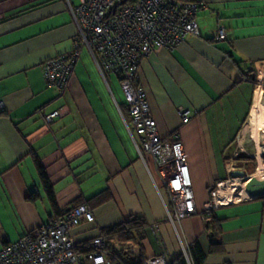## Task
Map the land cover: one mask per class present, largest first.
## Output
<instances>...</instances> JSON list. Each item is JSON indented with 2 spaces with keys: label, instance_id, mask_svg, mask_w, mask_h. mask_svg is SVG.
<instances>
[{
  "label": "crops",
  "instance_id": "obj_1",
  "mask_svg": "<svg viewBox=\"0 0 264 264\" xmlns=\"http://www.w3.org/2000/svg\"><path fill=\"white\" fill-rule=\"evenodd\" d=\"M203 2L195 16L199 34L173 50H153L138 67L159 135L177 132L187 160L197 212L176 221L167 216L157 168L148 155L139 157L128 134L116 78L109 75L112 89L81 50L63 93L46 84L44 61L73 49L77 30L66 2L0 0V249L83 200L94 221L70 231L77 243L138 216L147 223L145 260L162 255L168 262L197 242L200 264H264V197L239 196L214 208L216 231L201 217L210 191L239 169L232 145L254 105L264 113V0ZM218 29L222 40L215 39ZM179 109L189 110L188 122ZM53 110L60 115L45 124L43 115ZM211 241L221 243L213 253Z\"/></svg>",
  "mask_w": 264,
  "mask_h": 264
},
{
  "label": "built area",
  "instance_id": "obj_2",
  "mask_svg": "<svg viewBox=\"0 0 264 264\" xmlns=\"http://www.w3.org/2000/svg\"><path fill=\"white\" fill-rule=\"evenodd\" d=\"M76 26L73 49L52 57L42 64L43 77L48 86L63 93L69 84L74 64L85 49L102 78L105 74L118 77L119 87L128 107L129 119L123 118L137 154L148 155L162 179L168 202L167 216L179 221L196 214L192 182L182 142L177 132L161 137L150 113L144 88L138 84L140 61L155 49L173 50L186 35H198L195 16L204 7L203 0H64ZM225 38L218 29L215 39ZM0 107L2 103L0 102ZM60 115L53 110L43 115L49 124ZM182 123L190 119L188 109H179ZM137 137V138H136ZM219 181L210 191L201 217L226 203L218 189ZM94 216L87 204H78L62 216L21 235L16 241L0 249V264H109L106 238L98 234L85 243H77L70 231L81 223H92ZM114 247L135 253L137 245L127 242ZM187 264H191L183 249ZM142 264H167L162 255L150 257Z\"/></svg>",
  "mask_w": 264,
  "mask_h": 264
},
{
  "label": "trees",
  "instance_id": "obj_3",
  "mask_svg": "<svg viewBox=\"0 0 264 264\" xmlns=\"http://www.w3.org/2000/svg\"><path fill=\"white\" fill-rule=\"evenodd\" d=\"M185 1H198V0H185ZM108 75L114 76L119 86L118 77L113 74H108ZM247 76H248L247 78L248 80L255 83V79L253 78L252 75H247ZM118 106L124 118L126 119V121H128L129 119L128 107H127L126 102L124 101V98H122V101L118 103ZM32 158H33V162L35 164V167L38 173V177L44 189V192L48 200L51 202V205L54 207L55 206L54 193H53L51 183L49 182L48 176L46 174L45 168L41 164L37 156L33 154ZM245 164L249 170H252L254 168L253 161L247 162ZM212 188H210V190ZM82 203L87 204V201L77 200L67 210H69L75 205L82 204ZM67 210L56 217L62 216L63 214L67 212ZM212 211L213 210H211L209 214L204 217V219L206 222V226L209 227L211 224L212 225L214 224L212 228L214 229L213 231H216L215 230L216 229L215 228L216 219L213 216ZM146 225H147L146 221L142 219L141 217L129 216L126 220L118 224L101 229V234H103L106 238V248L108 251L109 264H142L144 262L145 259L141 256L142 248L140 246V241L144 238V230L146 228ZM211 236L213 235L210 233L209 237L211 238ZM114 242H117L119 245H124L127 242L135 243L139 248L138 256H135L134 253L124 252L123 250L114 247ZM220 244H221L220 241H217V242L211 241L210 242L211 248L209 252L213 253L215 251L214 245L220 246ZM187 254H188V258L191 264H200V262L204 258V254L201 252L197 242L192 243V245L187 250ZM167 264H187V262H186V259L183 253H179L175 257L171 258L167 262Z\"/></svg>",
  "mask_w": 264,
  "mask_h": 264
},
{
  "label": "rangeland",
  "instance_id": "obj_4",
  "mask_svg": "<svg viewBox=\"0 0 264 264\" xmlns=\"http://www.w3.org/2000/svg\"><path fill=\"white\" fill-rule=\"evenodd\" d=\"M72 1H75V0H72ZM83 51H86V50L83 49ZM106 79L108 80V83L110 84L111 88L115 89V85L112 81H110L108 74H106ZM261 94H262V97H264V91H262ZM246 126L248 127V120L245 122L244 126L242 127V131L239 133L237 137L238 140L234 141L232 146L235 149H237L238 147L237 154L244 153V154L254 156L253 158L254 168L252 170H249L246 167L241 168L244 171L245 176L238 178V184L234 187V190L232 189L231 192L227 194V197H225V201H231L229 200V197H232L234 195L237 196L241 192L243 186L246 184V178L251 177L253 174H255L257 172V166H260L262 163H264V159H262V155H264V132H261V130L256 131L255 135L253 137H250ZM261 129L264 130V127H262ZM256 152L259 153L260 158H257V159L255 158ZM234 165L235 166H246L245 163H241V162H235ZM227 179L228 178H226L225 180L223 179V181H227ZM229 181L230 183L233 182L231 180ZM226 185L228 186V184ZM138 251H139V248L134 253L135 256H138Z\"/></svg>",
  "mask_w": 264,
  "mask_h": 264
},
{
  "label": "bare ground",
  "instance_id": "obj_5",
  "mask_svg": "<svg viewBox=\"0 0 264 264\" xmlns=\"http://www.w3.org/2000/svg\"><path fill=\"white\" fill-rule=\"evenodd\" d=\"M260 108L261 107H259L258 104L256 103L252 109L253 114L248 121V127L246 126L247 131L249 132L250 136H253L256 129H258L260 127H264V113H261ZM252 176H254L258 179H264V163H262L260 166H257V172L255 174H253ZM231 181H233V182L230 183V181H228V182H224L222 184V187L218 189L219 195H224V197H227V194H229L232 189L234 190V187L238 184V178L231 179ZM226 184H228V186ZM244 187H245V185L243 186L241 192L237 196L234 195L232 197H229V200L235 199L238 196H240V197L245 196ZM226 202H228V201H226Z\"/></svg>",
  "mask_w": 264,
  "mask_h": 264
},
{
  "label": "water",
  "instance_id": "obj_6",
  "mask_svg": "<svg viewBox=\"0 0 264 264\" xmlns=\"http://www.w3.org/2000/svg\"><path fill=\"white\" fill-rule=\"evenodd\" d=\"M264 159V155H262ZM232 177H244V171L242 169H233L231 171ZM245 196L248 198H260L264 197V179H258L254 176L246 178V184L244 187Z\"/></svg>",
  "mask_w": 264,
  "mask_h": 264
},
{
  "label": "flooded vegetation",
  "instance_id": "obj_7",
  "mask_svg": "<svg viewBox=\"0 0 264 264\" xmlns=\"http://www.w3.org/2000/svg\"><path fill=\"white\" fill-rule=\"evenodd\" d=\"M235 161H239V162H244V163H247V162H252L254 161V156H251V155H248V154H244V153H241V154H237L235 156ZM237 168L241 169L242 167H246L247 166H236Z\"/></svg>",
  "mask_w": 264,
  "mask_h": 264
}]
</instances>
